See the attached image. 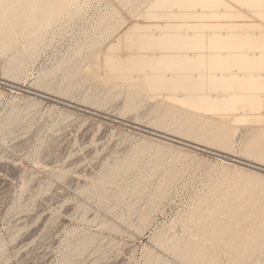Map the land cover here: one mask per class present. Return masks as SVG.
Masks as SVG:
<instances>
[{"label":"rangeland","instance_id":"rangeland-1","mask_svg":"<svg viewBox=\"0 0 264 264\" xmlns=\"http://www.w3.org/2000/svg\"><path fill=\"white\" fill-rule=\"evenodd\" d=\"M226 158L264 169V0H0V264H264Z\"/></svg>","mask_w":264,"mask_h":264},{"label":"water","instance_id":"water-1","mask_svg":"<svg viewBox=\"0 0 264 264\" xmlns=\"http://www.w3.org/2000/svg\"><path fill=\"white\" fill-rule=\"evenodd\" d=\"M144 133L149 134L150 136H155V137L161 138V139H163V140H166V141H169V142H172V143H175V144H179V145H182V146H185V147H188V148H192V149H194V150H200L199 147L191 146V145H189V144H182V143H179V142H177V141H175V140L168 139V138H165V137H163V136L156 135V134H154V133H147V132H144ZM202 151H203V150H202ZM226 159H227V158H226ZM227 160H230V161H232V162H234V163H236V164H238V165H241V166H243V167H246V168H249V169L256 170V171H259V172H263V173H264V169L259 168V167L255 166V165H252V164H249V163L243 162V161L238 160V159H236V158H228Z\"/></svg>","mask_w":264,"mask_h":264},{"label":"bare ground","instance_id":"bare-ground-1","mask_svg":"<svg viewBox=\"0 0 264 264\" xmlns=\"http://www.w3.org/2000/svg\"><path fill=\"white\" fill-rule=\"evenodd\" d=\"M206 75V74H205ZM90 101V100H89ZM108 110V109H107Z\"/></svg>","mask_w":264,"mask_h":264}]
</instances>
